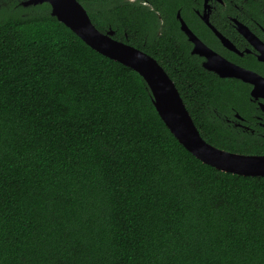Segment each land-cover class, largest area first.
Here are the masks:
<instances>
[{
  "label": "trees",
  "instance_id": "16d2710c",
  "mask_svg": "<svg viewBox=\"0 0 264 264\" xmlns=\"http://www.w3.org/2000/svg\"><path fill=\"white\" fill-rule=\"evenodd\" d=\"M22 1L0 0V264H264V176L197 158L136 70ZM79 1L160 62L208 142L264 154L225 120L249 117L248 85L173 42L193 0Z\"/></svg>",
  "mask_w": 264,
  "mask_h": 264
},
{
  "label": "water",
  "instance_id": "95a60500",
  "mask_svg": "<svg viewBox=\"0 0 264 264\" xmlns=\"http://www.w3.org/2000/svg\"><path fill=\"white\" fill-rule=\"evenodd\" d=\"M43 3H48L51 7V15L68 26L90 47L133 68L144 78L160 116L179 142L197 158L225 172L245 176H264V154H245L225 150L211 144L202 136L176 83L155 57L115 38L112 29L107 32L98 29L79 0H23L21 2L23 6ZM178 17L180 18V14ZM181 28L191 40L196 42L194 52L205 54L209 58V61L204 63L207 69L216 72L221 77L242 78L254 84L252 91L254 97L264 95L262 76L243 69L214 53L196 37L182 17ZM243 32L249 35L247 30ZM218 35L224 44L231 45L228 39L220 33ZM261 58L264 59V54Z\"/></svg>",
  "mask_w": 264,
  "mask_h": 264
},
{
  "label": "flooded vegetation",
  "instance_id": "af4514ba",
  "mask_svg": "<svg viewBox=\"0 0 264 264\" xmlns=\"http://www.w3.org/2000/svg\"><path fill=\"white\" fill-rule=\"evenodd\" d=\"M129 1L139 2L154 9L148 0ZM189 4L191 9L187 10L188 12L184 13L183 8H179L176 12L175 18L178 21L182 36L180 38L174 36L173 42L176 45L182 44V42L186 43L190 55L198 58L204 70L220 78L237 79L248 85V98L253 104V110L249 117H244L236 111L232 117L226 116L225 120L237 129L264 138V95L254 97L252 95L254 84L246 82L242 78L221 77L216 72L207 69L204 63L208 62L209 58L205 54L194 52L196 42L191 40L189 35L181 28L182 17L196 37L214 53L264 78V59L261 58V55L264 54V0H193ZM158 14L160 16V13ZM178 14H180V18ZM159 18H161L162 23V17ZM161 29L162 26L159 29V34H161ZM243 30H247L249 35L244 33ZM218 33L228 39L231 45L224 44ZM125 43L143 50L135 44Z\"/></svg>",
  "mask_w": 264,
  "mask_h": 264
},
{
  "label": "rangeland",
  "instance_id": "374dc122",
  "mask_svg": "<svg viewBox=\"0 0 264 264\" xmlns=\"http://www.w3.org/2000/svg\"><path fill=\"white\" fill-rule=\"evenodd\" d=\"M8 11L9 10L0 13V20L8 14Z\"/></svg>",
  "mask_w": 264,
  "mask_h": 264
}]
</instances>
